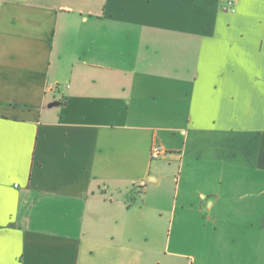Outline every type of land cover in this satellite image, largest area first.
I'll return each mask as SVG.
<instances>
[{
	"label": "crops",
	"instance_id": "1",
	"mask_svg": "<svg viewBox=\"0 0 264 264\" xmlns=\"http://www.w3.org/2000/svg\"><path fill=\"white\" fill-rule=\"evenodd\" d=\"M0 264H264V0H0Z\"/></svg>",
	"mask_w": 264,
	"mask_h": 264
},
{
	"label": "built area",
	"instance_id": "2",
	"mask_svg": "<svg viewBox=\"0 0 264 264\" xmlns=\"http://www.w3.org/2000/svg\"><path fill=\"white\" fill-rule=\"evenodd\" d=\"M233 3L229 2V7H227L226 10L228 11H232L233 9ZM69 88V86H67ZM57 89V88H55ZM167 151L166 149L160 145V144H154L151 148L150 151V158L152 161H159L162 160L163 158H165L167 156Z\"/></svg>",
	"mask_w": 264,
	"mask_h": 264
},
{
	"label": "rangeland",
	"instance_id": "3",
	"mask_svg": "<svg viewBox=\"0 0 264 264\" xmlns=\"http://www.w3.org/2000/svg\"><path fill=\"white\" fill-rule=\"evenodd\" d=\"M158 163L166 165V163L161 162V161H159ZM167 171H168V175H170V176L172 175V171L176 172L177 173L176 175L178 176V166L177 165H175L173 167V169H168ZM169 183H171V182H169Z\"/></svg>",
	"mask_w": 264,
	"mask_h": 264
},
{
	"label": "water",
	"instance_id": "4",
	"mask_svg": "<svg viewBox=\"0 0 264 264\" xmlns=\"http://www.w3.org/2000/svg\"><path fill=\"white\" fill-rule=\"evenodd\" d=\"M55 104H51V106H54Z\"/></svg>",
	"mask_w": 264,
	"mask_h": 264
}]
</instances>
